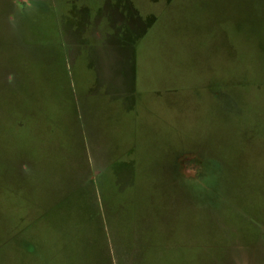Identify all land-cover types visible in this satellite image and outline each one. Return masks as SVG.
Instances as JSON below:
<instances>
[{"label":"rangeland","instance_id":"rangeland-1","mask_svg":"<svg viewBox=\"0 0 264 264\" xmlns=\"http://www.w3.org/2000/svg\"><path fill=\"white\" fill-rule=\"evenodd\" d=\"M0 264H264V0H0Z\"/></svg>","mask_w":264,"mask_h":264}]
</instances>
